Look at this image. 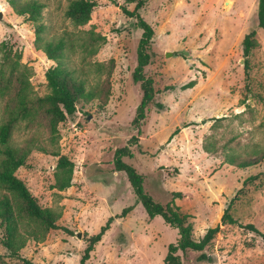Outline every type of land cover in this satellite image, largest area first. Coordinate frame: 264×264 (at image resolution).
<instances>
[{"label": "rangeland", "instance_id": "obj_1", "mask_svg": "<svg viewBox=\"0 0 264 264\" xmlns=\"http://www.w3.org/2000/svg\"><path fill=\"white\" fill-rule=\"evenodd\" d=\"M38 1L44 5L47 35L70 39L68 66L97 97L80 102L58 125L55 146L74 163L71 186L52 188L58 156L36 148L16 170L38 204L61 217L43 240L28 238L18 255L2 245L0 226V264H79L89 237L109 218L84 264H164L178 231L161 216H147L125 173L114 169V151L130 149L132 156L123 160L142 175L143 188L155 201L167 203L172 191L189 195L175 204L189 214L194 239L220 223L244 179L264 171V29L257 25L258 0H146L139 12L154 33L144 73L156 92L138 125L132 119L142 91L132 72L142 29L121 9L132 10L134 3L94 0L89 22L74 26L64 16L68 0ZM0 10V66L5 43L21 51L34 94L47 93L45 72L55 63L35 47L33 24L8 0H0ZM252 29L258 46L247 57L245 73L242 39ZM88 30L105 37L93 55L81 50ZM5 104L6 97L0 98V121ZM47 135L42 118L30 128L18 124L12 141L22 145L33 137L35 144L50 148ZM228 156L256 163L238 167L227 162ZM129 205L132 210L118 217ZM230 213L236 221L220 224L203 249L211 261L186 250L178 252L181 264H264V181L241 194Z\"/></svg>", "mask_w": 264, "mask_h": 264}, {"label": "trees", "instance_id": "obj_2", "mask_svg": "<svg viewBox=\"0 0 264 264\" xmlns=\"http://www.w3.org/2000/svg\"><path fill=\"white\" fill-rule=\"evenodd\" d=\"M127 1L134 3V8L128 10L122 5L123 13L135 17L138 27L142 29L136 48L137 63L132 72V79L139 82L142 91L141 99L132 119L133 123L138 125L145 118L146 111L156 92L153 79L144 73V68L151 59L149 45L154 32L139 12L146 0ZM8 3L16 14L25 16L33 24L35 47L55 63L45 72L49 91L43 95H36L29 81L31 69L21 62V51H13L5 43L1 44V47L4 46V53L0 66V98L6 97V104L0 121V226L4 228L2 245L11 255H18L28 238L40 241L43 240L47 231L56 229L61 213L52 207L40 206L25 182L15 172L25 164L30 151L36 148L58 156L53 172L52 188L62 191L71 186L74 163L66 155L60 154L55 146L59 134L58 125L75 114L80 102H88L97 97V94L95 91L86 90L84 79L78 78L75 71L68 66L66 55L67 51L72 49L70 39L64 36L47 35V27L42 20L44 5L38 0H8ZM96 6L97 2L94 0H68L64 16L74 26H83L91 19V13ZM257 25L264 29V0H258ZM255 35L256 31L252 29L242 39L245 73H247L248 67L247 57L251 50L258 46ZM104 41V36L93 30H88L81 42V50L87 55H93L96 53L98 45ZM102 99L105 102L106 95H103ZM156 105L161 106L160 103ZM42 118L46 122L48 131L46 139L51 145L50 148L45 144H35L36 138L33 137L26 139L22 145L13 143L12 135L18 124L23 122L26 128H30L35 124H41ZM131 139L136 138L131 136ZM124 156H132V152L127 146L115 149L114 169L125 173L147 216L151 219L161 216L165 223L178 231L175 242H171L167 246V252L163 259L164 264H181L178 252L186 250L199 251L198 260L211 261L212 257L203 252V249L219 231L220 224L236 221L230 213V208L240 199L241 194H245L248 188L261 186L264 181V171L245 178L237 194L231 198L224 209L220 223L207 228L205 233L196 240L192 236L193 227L192 223L188 221L189 214L182 212L180 207L175 204L176 198L185 199L189 195L182 191H172L171 200L167 203L155 201L145 192L142 175L131 164L123 160ZM226 159L227 162L238 167H248L256 163L255 160L247 158L234 161V158L228 156ZM132 208L131 205L124 207L118 217L125 216ZM110 221L111 218L101 226L98 233L89 237L79 264H84L89 258L93 245L101 239ZM244 226L249 230L261 233L252 224ZM27 264L36 263L27 260Z\"/></svg>", "mask_w": 264, "mask_h": 264}, {"label": "water", "instance_id": "obj_3", "mask_svg": "<svg viewBox=\"0 0 264 264\" xmlns=\"http://www.w3.org/2000/svg\"><path fill=\"white\" fill-rule=\"evenodd\" d=\"M2 18V12L0 10V19ZM167 55H169V52H167Z\"/></svg>", "mask_w": 264, "mask_h": 264}]
</instances>
